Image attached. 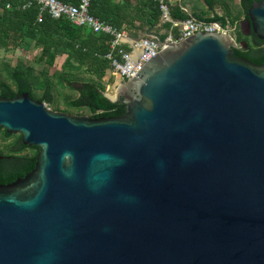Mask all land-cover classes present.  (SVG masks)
<instances>
[{"label":"water","instance_id":"95a60500","mask_svg":"<svg viewBox=\"0 0 264 264\" xmlns=\"http://www.w3.org/2000/svg\"><path fill=\"white\" fill-rule=\"evenodd\" d=\"M246 21L263 41L264 0ZM235 47L166 44L118 82L119 117L0 98V129L38 149L0 185V264H264V63Z\"/></svg>","mask_w":264,"mask_h":264},{"label":"trees","instance_id":"16d2710c","mask_svg":"<svg viewBox=\"0 0 264 264\" xmlns=\"http://www.w3.org/2000/svg\"><path fill=\"white\" fill-rule=\"evenodd\" d=\"M59 1L78 4V0ZM109 1L92 0L90 15L119 30L133 27L134 20H142L141 16L144 17L142 23L148 20L150 26L160 21L161 12L156 0H125L123 8L114 9L108 7ZM252 1L260 0H240L245 20ZM206 3L210 6L215 0ZM170 18L181 22L189 19L216 22L223 27L228 22L226 16L205 17L199 14L189 17L178 7L170 8ZM109 43V36L95 34L86 26H75L66 17L55 20L46 12L40 13V6L35 2L0 0V53L24 50L28 54L27 61H19L15 66L4 59L0 61V98L28 94L54 112L62 111L68 115L85 112L91 119L123 115L124 104L112 103L104 96L106 86L114 80L109 74L110 62L105 58ZM248 47V50L242 46L234 48V55L246 57L245 60L255 65L263 64L264 40ZM58 60L62 61L60 69L57 68ZM9 139H13L14 144L20 143V136L7 135L0 129V140L5 142ZM19 152L23 154L17 156L12 152L15 158L8 162L6 170L10 171L0 174V184L21 178L34 168L38 149L20 144Z\"/></svg>","mask_w":264,"mask_h":264},{"label":"built area","instance_id":"2783aa9c","mask_svg":"<svg viewBox=\"0 0 264 264\" xmlns=\"http://www.w3.org/2000/svg\"><path fill=\"white\" fill-rule=\"evenodd\" d=\"M28 4L35 2L40 6V13L46 12L52 19L66 17L75 26H86L95 34H104L110 37L109 51L105 58L110 62V76L124 83L133 79L138 71L161 50L166 48V44L176 43L186 40L196 34H227L231 35L228 25L222 26L216 22H204L189 19L180 23H175L170 18V7L167 0H156L159 5L160 22L167 25L170 32L161 39L146 37L132 42L130 49H125L123 40L126 32L117 29L90 15L89 8L92 0H78L77 5L65 4L59 0H26ZM27 5L23 6L25 8ZM9 8V6H6ZM41 15L38 16L40 22ZM179 27V34L174 37L172 28ZM234 38V37H233ZM119 83V84H120ZM109 87L106 86V88Z\"/></svg>","mask_w":264,"mask_h":264},{"label":"crops","instance_id":"0c3cea01","mask_svg":"<svg viewBox=\"0 0 264 264\" xmlns=\"http://www.w3.org/2000/svg\"><path fill=\"white\" fill-rule=\"evenodd\" d=\"M206 1L208 0H167L170 8L178 7L181 11L187 16L191 17L193 15H203L205 17H213L217 16H226L228 22L226 25L234 31L240 27V23L244 21V17L242 16V8L240 0H227L228 2H232L234 6V10L232 6H228L225 4L223 0H215V3H211L209 6ZM125 0H111L108 2V7L111 8H123ZM228 13V15H227ZM134 15V14H133ZM135 16V15H134ZM137 17V16H136ZM138 18V17H137ZM133 18H129V20ZM141 19L144 21V17L141 16ZM142 20L135 19L133 27H128L124 29L126 32L125 40H123V46L125 49H130L132 42L136 40H140L146 37L154 38L161 40L165 38L170 30L167 25L163 24L159 21V23L155 26H150L148 24V20L142 23ZM175 23H180L181 21L172 20ZM233 21V23H231ZM171 33L174 37H177L179 34V27H174L171 30ZM234 33V32H233Z\"/></svg>","mask_w":264,"mask_h":264},{"label":"flooded vegetation","instance_id":"af4514ba","mask_svg":"<svg viewBox=\"0 0 264 264\" xmlns=\"http://www.w3.org/2000/svg\"><path fill=\"white\" fill-rule=\"evenodd\" d=\"M233 37H234L235 43H236L235 49L242 46V48L244 50H248L249 49L248 46H253V45L258 44V42H262V41L257 39V37L252 33V31L248 30L247 21L245 19L243 22L240 23V27L238 29H236V31H234ZM239 38H241V40H239ZM240 58L246 59V57H240ZM116 102H122L123 103V95L122 94L119 95ZM16 136H19V135H16ZM20 144H21V142L19 144H14V142L12 141L10 143L8 142L7 145H3V142L0 140V174L5 175L7 173V171H10V170H6V169L9 166L8 162L11 161L12 158H15L12 155V152H16L15 154L17 156H21L23 154V153L19 152L20 151ZM7 153H9V154L7 155ZM16 179L12 180L11 182H8L5 184H0V185H8V184L12 183L13 181H15Z\"/></svg>","mask_w":264,"mask_h":264},{"label":"rangeland","instance_id":"374dc122","mask_svg":"<svg viewBox=\"0 0 264 264\" xmlns=\"http://www.w3.org/2000/svg\"><path fill=\"white\" fill-rule=\"evenodd\" d=\"M223 1H225L226 5L232 6L233 10L235 9L232 2H230V1L228 2L227 0H223ZM231 29H232V27H231ZM233 32H234V30H232V32H231L232 36H233ZM3 59L10 62L11 66H15L16 64H18L19 61H23V60L27 61L26 59H28V54H26V52L24 50H16L13 53H0V61ZM61 65H62V61L58 60L57 61V68L60 69ZM118 85H119L118 79L116 78L113 80L112 84L109 85V87L105 88L104 95L109 97L111 100L116 101L117 96H118L116 87ZM45 107H46V109L52 111L47 105H45ZM57 112H62V111H57ZM73 116H75V117H89L85 112H75ZM12 141H13V139H9V140L3 142V145H7L8 142L10 143Z\"/></svg>","mask_w":264,"mask_h":264},{"label":"bare ground","instance_id":"6f19581e","mask_svg":"<svg viewBox=\"0 0 264 264\" xmlns=\"http://www.w3.org/2000/svg\"><path fill=\"white\" fill-rule=\"evenodd\" d=\"M113 98V97H112Z\"/></svg>","mask_w":264,"mask_h":264}]
</instances>
